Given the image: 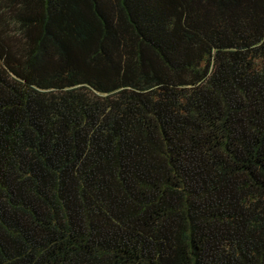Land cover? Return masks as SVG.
<instances>
[{"label": "trees", "instance_id": "16d2710c", "mask_svg": "<svg viewBox=\"0 0 264 264\" xmlns=\"http://www.w3.org/2000/svg\"><path fill=\"white\" fill-rule=\"evenodd\" d=\"M0 264H264V0H0Z\"/></svg>", "mask_w": 264, "mask_h": 264}]
</instances>
